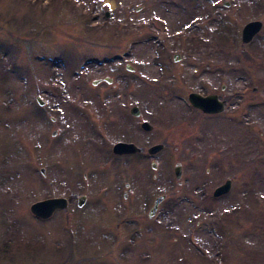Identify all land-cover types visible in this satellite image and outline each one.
<instances>
[{"label":"rangeland","instance_id":"1","mask_svg":"<svg viewBox=\"0 0 264 264\" xmlns=\"http://www.w3.org/2000/svg\"><path fill=\"white\" fill-rule=\"evenodd\" d=\"M256 19L264 0H0V264H264ZM118 141L143 152L115 157ZM58 196L68 208L34 217Z\"/></svg>","mask_w":264,"mask_h":264},{"label":"water","instance_id":"2","mask_svg":"<svg viewBox=\"0 0 264 264\" xmlns=\"http://www.w3.org/2000/svg\"><path fill=\"white\" fill-rule=\"evenodd\" d=\"M229 3H226L228 5ZM107 16H109V13H107ZM263 28V22L261 20H253L248 22L242 31V41L244 43H249L253 40V38L261 31ZM127 69L133 70V67L128 66ZM38 101L42 104L43 101L38 98ZM189 101L191 104L197 108L202 110L205 113L208 114H216L221 113L225 110V100H221L219 98L218 94H210V95H203L198 92H192L189 94ZM131 113L135 116H140L141 112L138 106H133L131 109ZM142 127L147 130L151 131L153 129V126L145 121L142 124ZM164 147L163 144H157L152 146L149 149V152L151 154L159 152ZM114 152L117 154H127V153H135L140 152L141 149L138 147L135 143L132 142H123L120 141L114 145L113 148ZM156 167V165L154 166ZM42 172L44 173V169H42ZM175 174L177 178H181L182 176V166L177 165L175 168ZM232 188V180L228 179L226 182L220 186H218L215 191V196H221L223 194L228 193ZM164 199V196H160L156 199L155 205L151 211V214H153L158 207L159 203ZM85 197L82 196L79 199V205L82 206L84 204ZM68 205V201L64 197H52L47 198L44 200H39L34 202L30 209L32 213L41 219H48L50 218L56 210L58 209H64Z\"/></svg>","mask_w":264,"mask_h":264},{"label":"flooded vegetation","instance_id":"3","mask_svg":"<svg viewBox=\"0 0 264 264\" xmlns=\"http://www.w3.org/2000/svg\"><path fill=\"white\" fill-rule=\"evenodd\" d=\"M128 155H131V154H124V155H117V154H114L115 157H122V156H128ZM128 185V184H127Z\"/></svg>","mask_w":264,"mask_h":264}]
</instances>
